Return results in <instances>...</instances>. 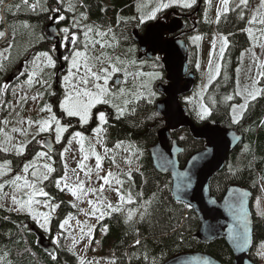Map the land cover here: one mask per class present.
I'll return each instance as SVG.
<instances>
[{"label":"trees","instance_id":"obj_1","mask_svg":"<svg viewBox=\"0 0 264 264\" xmlns=\"http://www.w3.org/2000/svg\"><path fill=\"white\" fill-rule=\"evenodd\" d=\"M138 1L62 0L59 2L57 0H28V5H24L22 0H2L0 2V32L4 33V36L0 37V46L7 43L9 39L5 28H8L14 37L13 48H4V51L0 52V128H4L12 136V139L17 137V145L20 144L19 136L22 133H13L11 131L12 127L28 125L26 123L27 114L24 112L26 109L25 103L21 102L23 100L20 99L21 101L15 105L17 93H19V96L27 93V97L37 96V98H40L41 107L29 101V105L36 110L37 115L41 114L40 109L51 97L55 101L59 100V97H55L56 93L52 92L53 96L47 95V89H50V87L42 86L35 80L32 85H28L24 80L17 82L16 85L5 83V80L8 79L10 73L22 58L30 55L29 63H31V60L39 53H50L51 47L43 31L47 18L45 14L49 13V19H51L53 13L63 10L69 18L71 26L69 32L84 40L86 25L99 28L101 31L114 27L112 33L115 34L116 40H112V34L104 37V40L113 43L114 47L101 50H105L112 56H119L128 63L135 59V55L128 50L129 47L135 53L136 43L132 40L133 30L136 29L134 26L141 27L139 29L141 30L147 23L156 19L142 20L141 22V19L136 17L135 12ZM198 1L196 0L194 8L189 7L182 10L180 7V10L183 13L184 11H195ZM31 3L37 4L35 10L31 9ZM16 5L20 7L17 8ZM203 10L204 0H201L192 33L203 35L211 30L213 20L206 21ZM85 16L87 19H84ZM77 21L79 26H76L75 22ZM246 24L247 20L244 16L241 18V13L238 11H229L220 16L219 20L217 19L214 27L215 31L220 35H229L227 36L229 43L227 53L229 55L224 57L225 62L221 73L214 81V87L207 91L215 100V105L214 107L211 106L210 117L207 120L198 118L194 102H192L193 105L191 104L187 108V114L195 123L219 122L221 126L236 128L243 135V140L231 152L224 169L217 173L210 182L211 193L218 199L232 184L250 188L254 196L261 191V184L264 188V123H262L264 122V92L256 100L249 103L246 112L238 123H233V117L231 116V106L237 100V95H232L235 93V88H233L234 71L238 65L241 51L248 47L246 35L237 33V31L245 29ZM105 26L106 29H103ZM89 38L101 39L95 36L94 33H89ZM99 52L100 45L98 44L96 45V53ZM135 70L133 69V72ZM32 71L33 69L29 64L26 71L27 76ZM134 73L141 75V77L152 75L154 84L160 77L158 71L154 69L144 68L142 73L145 75L138 72ZM42 74L44 80L52 82L53 88L55 83L54 74L47 68ZM226 79H230L231 87L225 84ZM141 80L144 81L142 78ZM142 84L143 95L139 93L140 88H137L136 95H133V90L131 86L129 87L128 95L119 100L122 104L123 99L129 100L127 105L123 104L125 107L124 115L118 119L110 111L109 124L106 125L104 130V145L105 150L108 151H105L107 155L101 159V164L108 165V168L106 167L108 171L97 169V172H109L111 168L119 170L113 173L114 177L111 179L109 191L113 188H119L120 194L125 196V201L114 203L109 199V204L118 207L120 211H112L108 208L100 221H97L91 229H87L94 233L103 230L101 234L96 236L92 234V246H94L96 252L95 256L102 264H163L179 253L189 251L209 254L222 264H233L234 256L225 239H217L211 243H203L197 239L196 233L200 227L197 214L187 205L174 200L171 192L170 176L160 174L155 170L149 155V148L157 142L159 130L165 127V118L156 110V103L160 99V94L155 91L153 86L146 87L145 83ZM262 84L264 88V77H262ZM5 85L7 86L6 90ZM134 86L139 87V84L138 86L134 84ZM10 87L14 90L11 91ZM60 87H62V81ZM223 87L228 91H222ZM196 92L195 90L193 93ZM38 93L42 95L38 96ZM150 93L153 94L150 95ZM229 93L235 98L233 103L227 101L225 97ZM205 103L207 104L206 101ZM208 105H211L210 101H208ZM58 111L56 113L60 117L61 113ZM32 114H35V112L32 111ZM4 120H8L10 123L4 125L2 123ZM20 120H23L22 124L18 123ZM28 120L33 121V124L37 127L36 118H28ZM70 123L73 125L75 120ZM181 130L182 134L179 135L178 132ZM26 132L29 133V131ZM178 132L174 133V136L177 137L178 142L183 147L180 162L184 164L191 154L203 148L204 142L193 138L187 128L179 129ZM43 136L45 134L39 135L32 141L26 147V152L24 151L23 155H17L14 150L0 151V163L7 161L12 168L16 165V168L21 169L18 170L19 175L27 178L30 182L33 181L31 168L28 173H24L22 169L24 164L29 162L28 155L32 148L47 152L42 147L41 140L44 139ZM3 138H5L4 135L0 134V145L5 143L2 140ZM2 141L4 142L2 143ZM117 144H120L119 148L116 147ZM118 150L129 152V155L123 154L127 158L126 161L123 155L115 163L109 161V152H117ZM55 158L58 159L56 171L50 174L49 180L37 185V187L44 188L48 196L37 195L33 199L34 201L38 199L43 202L61 203L56 217L49 220L50 228L44 231L49 239H53L52 236H55L52 241L60 239V245L59 242L57 243L59 246L54 245V254L43 251L37 246L36 235L27 226L28 224H35L31 215L29 213H18L16 210L13 211L11 208L0 205V264H81L77 251L74 248L70 249L64 246V235L60 237L55 235L63 221L68 220L70 223L71 220L78 217V206H73V203L65 200V187H62V191L61 187L57 188L56 186L55 180L64 175V170H60L62 161L59 155ZM129 159L131 163L128 162ZM137 165L140 166L138 171L134 169ZM129 171L131 172V179L126 175ZM15 174L16 172H6V174L0 176V183L5 185L6 181L15 178ZM116 179L123 182L122 186L116 184ZM19 183L22 185L23 180ZM9 187L11 189L4 187L2 191H6L5 194L8 191H10V194L20 192L22 195L19 199L22 200H27L28 197L24 194L31 191L27 188L17 190L11 185ZM129 192L132 197L131 202L127 200ZM104 196L103 194L100 201H103ZM101 204L103 205V202ZM13 205L17 208L16 204ZM129 213H132L131 219H129ZM141 213L144 215L141 216ZM253 217L254 234L250 258L256 262V247L264 243V214L257 215L253 211ZM137 240L140 241L139 244H136ZM53 256L56 259H53ZM84 264L87 263L84 262Z\"/></svg>","mask_w":264,"mask_h":264},{"label":"rangeland","instance_id":"obj_2","mask_svg":"<svg viewBox=\"0 0 264 264\" xmlns=\"http://www.w3.org/2000/svg\"><path fill=\"white\" fill-rule=\"evenodd\" d=\"M57 1L61 2L62 0H57ZM160 2H161V0H141V1L139 0L138 3L136 4V5H138L137 9L135 10L136 15H137L136 17H138L140 19H141V17H144L143 21L152 20V19H148L147 16H148V14H150V12L155 7H157L159 5ZM163 2L170 4V6L167 8L184 7L183 6V0H176V2H172V0H163ZM195 3L192 4L191 7H193L195 5ZM236 3H238V0H229L228 12L234 11V10L238 11V10L242 9L243 10L242 11L243 16L247 20L246 29L252 28L255 39L250 38L248 36L247 31H245L244 28L241 29L240 31H237V33H243L244 35H246V37L248 38V43H247L248 47L241 51L239 61H238V65L235 68L234 84H233V88H235V93L232 95H236V91H237L238 86L240 89H243L245 86L250 87L252 84V78H258L259 83L256 85V87L259 89H264L263 84H262V77H257V73H258L257 64H259L260 62H264V47H261V45H264V36H261L260 32L257 30L260 29L261 27H264V26H261L258 23L252 24V25L248 24V20L253 15V12L259 7L260 0H249L248 6L247 7L241 6V8H236L235 7ZM222 7H223V5L221 3V0H204L203 15H204V18L206 21L213 20L212 21L213 23L211 25V30H210V32H207V34L201 35L202 38L199 37L200 39H198V40L196 39V37H198V35L196 36L194 33L188 36V39L190 38V41L188 40V42L193 46V49L196 51L193 54L192 58L194 61V65L196 66L195 72L197 73V76H198V81H197L196 86H199V91L196 93H191L188 97H186V103H188L187 107H189L191 104L193 105L192 102H194L196 112L198 113V116H200L199 118H201V115L203 113L204 108H207L208 111H210L211 106L214 107V105H215V104L208 105V101L212 100V95H209V93H207V91L209 89H211L212 87H214V85H215L214 81L218 77V75L215 74L216 65L218 64L220 66V72H219V74H220L222 71V66L225 62L224 57L229 55V53H227V50H229L228 49L229 43H228L227 47L224 50L223 56L221 57L220 49H221V47L224 46L223 38H225L226 36L218 34L214 29V27L216 25L217 17H218V10L222 9ZM184 8H189V7H184ZM163 9L164 8H162L159 12H157L156 16ZM172 9H176V8H172ZM223 14H226V13H221L220 16H222ZM45 16L47 17L45 20V26H46L50 14L47 13V14H45ZM5 24H6V22H5ZM109 28H111L112 30L114 29V27L113 28L109 27ZM5 32H6V35L9 36V39H8L7 43L0 46V52L4 51V48H7V49L13 48V41H14L13 35L11 34V32L8 28H5ZM70 34L74 35L73 33H70ZM226 38H228V37H226ZM65 40L66 39H64V42H65ZM7 49H5V50H7ZM128 50L136 56L134 51L129 49V47H128ZM33 60L30 63V67L32 69H33V63H32ZM53 60L56 61V59L54 57H53ZM210 61H211V66H210ZM70 62H69V67H70ZM129 62L127 63L128 66L130 67V69H127V71L129 73L134 74V72H136V73L138 72L140 74L145 75L144 73H142L143 68L141 66H138V71L136 69L133 72V68L137 64L136 59L131 60V62H134V63H129ZM46 68L49 71L51 70V67H44L43 71ZM66 70H67V68H66ZM43 71L37 70V76L34 78L35 81L44 80L43 74H42ZM210 74L215 76V78L212 79L211 81L209 80ZM66 75H68V70H67ZM28 76H27V79H28ZM141 78L146 82L142 81ZM27 79H26V81H27ZM128 79H132V82L129 80V83L126 84V83H124V81H122L120 79V86L125 88V86L129 85V86H131L133 92H135V93L137 92V88L142 87V85H143L142 83H145L146 87H150V86L156 87V85H157V82L155 84L153 83L152 75L151 76L146 75V76L141 77V75L135 74V79L133 78V75H129L127 77V81H128ZM138 80H139V82H138ZM122 83L124 85H121ZM133 83L139 84V87L134 86ZM49 84L51 87V81H49ZM109 84L111 85V81H109ZM225 84H228V86L231 87L230 79H226ZM58 85H59V79L55 80L54 89L56 91H58V89H59V91H61V94H60L61 95L60 102H61L64 99L66 85L64 83L62 85V87H60V88ZM45 86L48 87L47 85H45ZM125 89L127 90V92L129 91V87H126ZM12 90H14V88ZM222 91L227 92L228 90H225V88L223 87ZM156 92H158V91H156ZM22 93H23V91H22ZM262 94H263V92H262ZM232 95H231V93H229L225 97L232 96ZM18 96H19V93H17V97L15 98V100H16L15 105H17L21 101L20 99L22 96L27 97V93L23 94L19 97ZM236 97H237V100L235 102H234V100H235L234 97L232 100H227V101H230L232 103L234 102L232 104V106L244 103V97L242 95L241 96L237 95ZM39 99L40 98H37L36 100H32L30 97H27L26 102L28 103V101H32L41 107L42 102L39 101ZM205 101L207 102V104L205 103ZM250 102L251 101H249V103ZM117 103L121 104V106L124 107V105L122 103H120L119 100L117 101ZM104 106H105V104L96 105V107L91 110V112H93L94 110L97 109L96 110L97 115L95 118V120H97V125L92 129L91 133L85 134V133L79 132L82 134V137H83V151H81L80 137H76L74 135L75 133L71 134L69 136H65V134L63 133L60 143L57 144L56 148L51 153L52 159L50 161H48L46 159H41V160L36 161V169L40 172H43L45 170L43 169L42 165L45 162L51 163L52 166L54 168H56L58 166V159L55 157L59 155V157L61 158L62 168H60V170L61 169L64 170V175H65V171H67V180L66 181L61 180V186L60 187L61 188L65 187V184H67V187L64 188L65 200L73 203L75 206H78V217L75 218L74 220H71L70 223L67 220L68 223L66 225L64 223L61 224L63 226H61V225L59 226V229H58V231L55 232V235L59 236V237L61 235H64V238H65L64 246L66 248H70V249L74 248L77 251V255L80 259V263H81V261H84L87 264H90V263L102 264V262L98 261L97 257L95 256L96 252L94 250V246H92V238H93L92 234H95V236H96L97 234H101L103 232V230H99V231L94 233L93 231H89L87 229H91L93 227V225H95L97 223V221H100L101 213L106 214V212H107L106 210L108 209L107 204H109V199H111L114 203L120 201L118 193L114 190L116 188H113L109 191V185H104L103 192L99 191L100 186L104 184V181L102 179H99V177L105 176L108 173L107 172L108 169H106V167L108 165L104 166L101 164L100 169H102V170L106 169L107 171H105V172H102V171L97 172V168H96V155H99L101 157V159L105 155H107L105 153L106 150H105V145H104L105 143H104V139H103L105 126H104V123H101L100 120L98 119L100 112H104L106 119L108 118L106 111H101V109H99V108L104 107ZM232 106H231V116L233 117L234 114L232 111ZM35 107H36V105H35ZM110 111L113 112V116L115 118H117V115H118L117 110L111 104H109V113H110ZM24 112H25V114H27L28 118H39V120H43L49 116V114L45 113V111H43L42 116L32 114L31 110L28 108H26L24 110ZM245 112L246 111H244L241 114L240 110L237 109V114L241 115V117L244 115ZM122 116H120V117H122ZM207 117H209V116L208 115L204 116L203 119L206 120ZM90 119H89V121H90ZM61 124H62V122H61ZM71 124L72 123L65 124L67 126V130L69 128L68 125H71ZM13 127L22 128L26 131H29V133L27 135L21 134V136H19L20 143L21 142L27 143V141L32 142L39 135H44V134H46L45 137H47V138L53 139V137L50 134H52L55 138L54 126H53L52 130L47 131V132H42L39 134H37L38 128L34 124H32L31 127H29V125L28 126H13ZM97 130H99V131H97ZM181 132H182V130L180 132H178V134L181 135L182 134ZM48 133H50V134H48ZM33 137H35V139H33ZM2 140L5 141V138H3ZM17 140H18L17 137H13L12 143L17 145ZM4 141H2V143ZM29 145H30V143L27 144V146H29ZM65 149H67V151H65ZM25 152H26V149H25ZM37 152H41V149L32 148L30 150L29 155H28L29 161H31L33 159V157L35 156V154ZM61 153H63V157H61ZM123 154L129 155V152L127 153V151H123V150H118L117 152L111 151V152H109V161L113 162V159L116 161V160L120 159L121 155H123ZM85 155L88 156V159H86V160L83 159V157ZM124 156L125 155H123V157ZM126 159L127 158L125 156V161H126ZM122 160L124 161V158ZM81 161H83V164L85 165V167L83 169L79 168V166H78ZM4 164H5L4 161H2V163H0V165H4ZM65 165H67L66 169H65ZM10 168H11V172H16L15 176L19 175L18 170H21V169L16 168V165L13 168L12 167H10ZM127 169H129V168H127ZM134 169L136 171H138L140 169V166L137 165L134 167ZM73 170H75V171H73ZM89 170H91V171H89ZM31 171H33V168H31ZM109 171L114 173V172H118L119 170L111 168V169H109ZM60 178H58V179H60ZM78 178H79V181L84 182V189L82 192H78L77 195L74 196V195H72V192L69 189L77 187ZM9 186H10V184H8V183H5V185H4V187L11 189V187H9ZM89 189H97V191H95V192L88 191ZM5 192L6 191H2V189H0V205L5 206L7 208H11L13 211L16 210L18 213H29L31 215L32 219L35 222H37V224L39 226L41 223H43L44 215L48 216V221H49L50 219L56 217L57 212L60 208L61 203L58 204L56 202L52 203V202H48V201L43 202V201L39 200V205L33 203V207L31 208V212L27 211L28 210L27 208H25L23 211H18L17 209H18L19 205H16L17 208L13 205L11 196L13 194H15L19 199L21 197L22 193L15 192V193L10 194V191H8L5 194ZM84 193H86V194H84ZM103 194L105 195L104 199H103V201H100ZM89 201H92L93 203L89 204ZM101 202H103V205L101 204ZM41 203L43 206H41ZM52 205H58V207H55V210H53V208L51 207ZM93 209H95V210L93 211ZM252 209H253L254 213L257 215L264 214V188H263V184H262L261 191L256 196H254V198H253ZM87 212H88L89 216L87 215ZM34 216H35V218H34ZM84 223H85V225H84ZM37 224H35V225L37 226ZM48 225L50 228V222H48L45 225V227H47ZM31 226H33V225H29V229H31ZM71 226H72V230H71ZM40 228L43 229L42 227H40ZM82 229H83V231H81ZM73 231H74L75 235H74ZM84 236H86V237H84ZM52 237L54 239L55 236H52ZM59 240L60 239H56V241H54V243H52V244H56V246H59L60 245ZM58 242H59V245L57 244ZM262 244H264V243H261V244L257 245V247H256V254L257 255L255 256V260H256L257 264H264V249H261Z\"/></svg>","mask_w":264,"mask_h":264},{"label":"water","instance_id":"obj_3","mask_svg":"<svg viewBox=\"0 0 264 264\" xmlns=\"http://www.w3.org/2000/svg\"><path fill=\"white\" fill-rule=\"evenodd\" d=\"M183 29L184 24L177 17L169 22H150L143 34L134 31L135 40L140 49L146 52V57L153 58L157 54L163 56L167 82L157 85L163 98L157 102L156 110L165 118V127L159 130L157 142L149 148V155L155 170L170 176L174 200L188 205L197 214L200 221L197 239L203 243H211L223 238L233 253V264H256L249 256L254 234L253 192L248 187L232 184L218 199L210 190L212 178L224 169L231 152L243 140V135L236 128L221 126L219 122L195 123L180 103V97L193 90L195 73L188 71V47L185 39L177 36L165 39V34L176 35ZM45 34L49 39L57 41L54 54L61 59L57 26L50 22L45 27ZM21 71L20 66L11 73L9 81L17 78ZM182 128H187L193 138L204 141V147L191 154L183 166L180 162L183 147L173 136L174 132ZM43 144L48 151L54 150L51 139H45ZM243 222H246L248 228L246 244L234 238L237 231L243 230ZM38 244L44 251L53 252L49 241L42 235H39ZM163 264L222 263L209 254L186 251L169 258Z\"/></svg>","mask_w":264,"mask_h":264},{"label":"snow or ice","instance_id":"obj_4","mask_svg":"<svg viewBox=\"0 0 264 264\" xmlns=\"http://www.w3.org/2000/svg\"><path fill=\"white\" fill-rule=\"evenodd\" d=\"M2 2V0H0ZM24 5H28V0H22ZM172 2H176V0H172ZM196 0H183V6L184 7H191L192 4H194ZM249 0H238V3L235 4L236 8H241V6L247 7ZM221 3L223 5L222 9L218 10V17L221 13H227L229 10V0H221ZM169 3H164L163 0L159 3L157 7H155L150 14H148V19H154L156 17V13L159 12L162 8L169 7ZM17 8H19V5H16ZM37 7V4H32L31 8L35 10ZM241 18H243V12L241 10ZM60 20H63L64 17L60 16ZM84 19H87L85 16ZM144 19V17H141V22ZM76 26H79V22H75ZM259 24L261 26H264V0H260L259 7L253 12V15L248 20V24ZM84 31V37L85 41L83 44V49H80L78 47H74L73 52L70 57V67L68 69V75L64 76L63 79L65 81V95L64 99L60 102V108L61 110L66 113L69 117L78 116L79 120L83 123H87L89 119L92 116L91 110L96 107V105L100 104H111L114 108L117 110V118L119 119L120 116L124 115L125 108L121 106V104L117 103L118 100L126 97L128 95L127 90L120 86V81L113 80V77L120 72L124 73L125 80L124 83H127V77L129 75H133V78L135 79V74L129 73L127 71L126 62L125 60L121 59L119 56H112L108 54L106 51H100L98 54L96 53V45H100L101 49L105 48H113V43L104 40V37L108 36L109 34H112V40L115 41L116 37L115 34L112 33V29L108 28L106 31H101L99 28H94L92 26H85ZM65 39H68L73 44L77 43L76 37L72 34H70L68 28L62 29ZM247 31L248 36L250 38L255 39L252 28L245 29ZM257 31L260 32L261 36H264V27H261ZM89 33H94L95 36L100 37L101 39H90ZM4 33L0 32V37H3ZM196 39H200L199 37H196ZM118 43V42H117ZM223 44L224 46L220 49L221 57L223 56L224 50L227 47L228 41L227 38H223ZM261 47H264V45H261ZM69 57H65V60H68ZM39 62V63H38ZM33 71L28 76V79L26 83L28 85H32L34 78L37 76V70L43 71L44 67H51L55 68V61L53 58L49 55L48 52H41L38 54V56L35 57L33 60ZM134 63V62H129ZM211 66V61H210ZM258 73L257 77H264V62H260L257 64ZM220 72V66L217 64L215 68V74L219 75ZM215 76L210 74L209 80L211 81L214 79ZM109 81H113L112 85L109 84ZM37 83H40L42 86L47 85L50 87V84L48 80H37ZM259 83L258 78H252V84L251 86H245L243 89H240L239 86L236 91V95L243 96L244 97V103L233 105L232 111H233V123H238L241 115L237 114V109L240 110V113L242 114L244 111H246L249 101L256 100L258 96L264 92V89H259L256 87V85ZM143 87V85H142ZM7 86L5 85V90ZM153 93H150L152 95ZM42 95L40 93L37 94ZM133 95H136L135 92H133ZM32 100H36L37 96H32ZM227 100H232V96L226 97ZM21 100L26 101L27 97L22 96ZM129 103L128 99H123V104L127 105ZM42 112L47 111L49 113V116L43 120L36 121V125L38 128V133L47 132L52 130L54 126L55 131V141L56 143H60L62 139V135L65 131H67V126L61 124L60 120L57 119L56 114L52 111V107L50 105L45 104L43 108L40 109ZM209 115V111L207 108L203 109V113L201 115V118H204V116ZM98 119L101 123H106V116L104 112H100ZM4 125H8L10 122L8 120L2 121ZM18 123H23V120L18 121ZM264 123V122H262ZM33 124V121L29 120L28 125L31 127ZM13 133L21 132L23 135H27L26 130L22 128H16L13 127L11 129ZM99 131V130H97ZM0 134H3L5 137V143L4 145H0V151L8 152L10 150H14L17 155H23L27 144L31 143V141L21 142L19 145L12 143V136H10L4 128H0ZM76 137H80L81 141V151H83V137L82 134L79 132H76L74 134ZM35 139V137H33ZM117 148L120 147V144L116 145ZM67 151V149H65ZM106 151H108L106 149ZM61 157H63V153H61ZM46 159L50 161L52 159L51 155L48 152H37L33 159L29 161L28 163H25L23 166L22 171L24 173H28L30 167L33 168V171L31 172V176L34 178L33 181H29L27 178L16 175L14 179L10 181H6V183L13 186L14 189H21V188H27L30 189L27 193V200L18 199V197L13 194L11 196L13 204L19 205L18 211H23L25 208L28 209L29 212H31V206L33 203H39V201H34V197L37 195H42L47 197L48 193L44 190L42 187H37L38 184H42L44 181L49 180L50 174L55 172L56 169L52 166L51 163L45 162L42 167L45 171L40 172L36 169V161ZM84 160L88 159V156L85 155L83 157ZM129 163H131V160H128ZM113 163H115V160L113 159ZM79 168L83 169L85 165L83 164V161L79 163ZM67 168V165H65V169ZM96 168H101V157L99 155H96ZM11 171L10 163L5 161L4 165H0V176L6 174V172ZM75 171V170H73ZM91 171V170H89ZM126 175L131 179V172L129 171L126 173ZM114 177V174L109 171L107 175L99 177V179H102L104 181V184L100 186L99 191L103 192L104 185H111V179ZM23 180V184L21 185L19 182ZM61 180H67V171H65V175L61 177L60 179H57L55 181L57 188H60L61 186ZM116 184L122 186V181L119 179H116ZM65 187H67V184H65ZM4 188V184L0 183V189ZM84 189V182L79 181L78 178V184L76 188H70L69 190L72 192V195L76 196L78 192H82ZM63 191V189L61 188ZM118 194L121 202L125 201V196L123 194H120V189L116 188L114 189ZM88 191L95 192L97 189H89ZM86 194V193H84ZM131 193L129 192L127 194V200L128 202H131ZM92 201H89V204H92ZM75 206V205H73ZM53 210H55V207H58V205H52L51 206ZM240 207H243V204L241 202ZM107 208L111 209L112 211H120L118 207H114L112 204H107ZM95 209H93L94 211ZM144 214L141 213V216ZM132 213H129V219H131ZM103 217V213H101V217ZM35 218V216H34ZM48 216L44 215L43 223L40 224V227L44 228L45 225L48 223ZM65 225L68 223L67 220L63 222ZM63 226V225H61ZM242 231H237L235 235V239L243 244L247 243V233L248 228L246 222L242 223ZM47 230V229H46ZM83 231V229L81 230ZM230 231H233L230 229ZM140 241L137 240L136 244H139ZM261 249H264V244L261 245ZM53 259H56L55 256L52 257ZM81 264H84V261H81Z\"/></svg>","mask_w":264,"mask_h":264},{"label":"flooded vegetation","instance_id":"obj_5","mask_svg":"<svg viewBox=\"0 0 264 264\" xmlns=\"http://www.w3.org/2000/svg\"><path fill=\"white\" fill-rule=\"evenodd\" d=\"M200 6H201V0L198 1L197 9L195 11H193V12L192 11H190V12L184 11V13H183V11H181L180 9H164V10H162L159 13V17L158 18L161 19V20H163V21L168 22V21L172 20V18L179 17L184 22V24H185V28L181 32L182 34H180V35L181 36H184L185 38H187L194 31L193 25L195 24V21L197 20V14H198V11H199ZM182 10H184V9H182ZM60 14H61V16L64 17V19L63 20L57 19L55 21V25L57 26V28L59 30V35H60V41L58 43L59 52H60V56H62L63 52L65 50H67V52L65 53V57H69V59L68 60H65V57H64V59H62L60 63L55 62V68H51L50 71L56 77L57 71L59 70V67L63 66V71L60 72L58 74V76H60L61 77V81L63 80V83H65L63 77L66 75L67 70L69 69V62H70V57H71V54L73 52V49H74V47H78L80 49H83V44H84V41L85 40L83 38H81V37L77 38L75 36L76 37V40H77V43L76 44H73L68 39H66L65 42H64L65 36H64V33H63L62 29L68 28L69 31H70L71 30V26L69 24V18L67 16L66 12H64L63 10H60ZM53 15H52V18H53ZM191 26H192V29H191ZM176 36H178V35H176ZM165 37L167 39H169V38H173L175 36L166 33L165 34ZM47 41L50 44L51 41H49V40H47ZM53 46L55 47L54 43H53ZM53 46H52V48H53ZM100 51H105V50H101V48H100ZM50 52H51V50H50ZM28 58H29L28 55L26 57L22 58V60L19 62V64L15 68H17L19 65H22L23 68H25L26 67V63L28 61ZM136 60L139 61V62H145V67L144 68L154 69V70L158 71L160 77H161V75L165 76V72H164V69H163V66H162L161 56L158 55L153 60H148V59L145 58V56L143 54H141V52L139 50L138 56L136 55ZM189 64H190V59H189ZM190 66H191V64H190ZM66 68H67V70H66ZM135 68L138 70V66H135ZM191 68H192V66H191ZM26 71H27V69H25V73H26ZM25 76H27V73H26ZM122 77H124V74L122 72H120V73H117L113 77V80H117L118 79L120 81V79L121 80L123 79ZM112 83H113V81H111V85H112ZM121 85H123V83ZM52 92L54 94L56 93L55 94L56 95L55 96L56 98L61 97V95H60L61 94V91H55L54 90V87L52 89H49V88L47 89V95H50V96L52 95L53 96L54 94H52ZM161 96L162 95H160V97ZM59 99H61V98H59ZM22 102L25 103V106L28 109H30L31 112L32 111L36 112V110L31 105H29V101H28V103L26 101H22ZM45 104L50 105L52 107V111L57 115L56 112L60 109L59 108L60 100H56L55 101L51 97L49 99V101H47ZM99 109H101V111H106V113L108 115V118L106 119L107 122L104 123V126L106 128V125L109 124V104H105L104 107H101ZM96 110H94L92 112L91 119H90V121L88 123L81 122L77 116H74V117L66 116V114L64 112H61V110H59L58 112L61 113V116L58 117V119L61 122L63 121V123H62L63 125L69 124L70 122H72L73 120H75V123L73 125L72 124L71 125H68L69 126L68 130L66 132H64L65 136H69V135L74 134L76 132H81V133H85V134L91 133L92 129L97 125V120H95L96 115H97V111ZM45 113H48V112L45 111ZM48 134H50V133H48ZM50 135L55 140L54 136L52 134H50ZM44 137L45 136H43V138Z\"/></svg>","mask_w":264,"mask_h":264},{"label":"bare ground","instance_id":"obj_6","mask_svg":"<svg viewBox=\"0 0 264 264\" xmlns=\"http://www.w3.org/2000/svg\"><path fill=\"white\" fill-rule=\"evenodd\" d=\"M34 2V1H33ZM32 4H34V3H31L30 5H32Z\"/></svg>","mask_w":264,"mask_h":264}]
</instances>
